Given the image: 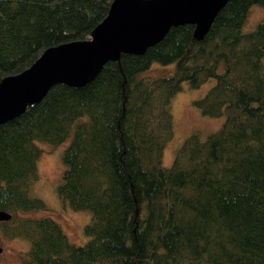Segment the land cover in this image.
Here are the masks:
<instances>
[{"label":"trees","instance_id":"1","mask_svg":"<svg viewBox=\"0 0 264 264\" xmlns=\"http://www.w3.org/2000/svg\"><path fill=\"white\" fill-rule=\"evenodd\" d=\"M111 1L0 0V80L48 47L89 39ZM253 5L264 0H227L200 38L191 24L170 27L142 54H120L80 87L55 84L0 124V211L10 215L0 230L28 241L21 264H264V17L242 31ZM153 63L174 68L143 76ZM208 79L191 104L222 125L188 135L162 166L172 96ZM67 138L55 191L89 211L82 245L49 217H20L45 208L30 195L37 143Z\"/></svg>","mask_w":264,"mask_h":264},{"label":"water","instance_id":"2","mask_svg":"<svg viewBox=\"0 0 264 264\" xmlns=\"http://www.w3.org/2000/svg\"><path fill=\"white\" fill-rule=\"evenodd\" d=\"M226 1L112 0L89 39L48 47L26 69L0 80V124L38 103L55 84L80 87L120 54H142L170 27L191 24L200 38ZM9 217L0 211V222Z\"/></svg>","mask_w":264,"mask_h":264},{"label":"rangeland","instance_id":"3","mask_svg":"<svg viewBox=\"0 0 264 264\" xmlns=\"http://www.w3.org/2000/svg\"><path fill=\"white\" fill-rule=\"evenodd\" d=\"M263 17L264 9L262 7L251 6L242 26V31L252 30ZM173 68V64L160 65L153 63L142 74L149 78L164 77L171 74ZM213 83V79H208L199 87L193 89L189 88L186 82H182L180 90L172 96L169 102V110L172 118L173 136L163 148L162 166H170L177 148L188 135L195 132L200 139H203L222 125L223 116L209 117L202 115L199 109L191 104L193 100L201 98ZM68 141L67 138L54 148L46 143H37L41 148V153L36 161L38 179L32 185L30 195L39 198L44 203L45 208L44 210L21 213L20 217H49L59 225L71 243L82 245L87 240V237L83 234V227L89 221L90 213L87 210L71 209L66 201L57 196L55 191L64 168L62 152ZM27 248L28 241L26 239L22 237L9 238L3 235L0 230V264H21L19 254Z\"/></svg>","mask_w":264,"mask_h":264}]
</instances>
